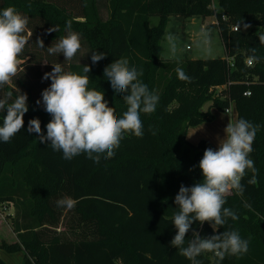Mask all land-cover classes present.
I'll return each mask as SVG.
<instances>
[{
	"label": "trees",
	"instance_id": "trees-1",
	"mask_svg": "<svg viewBox=\"0 0 264 264\" xmlns=\"http://www.w3.org/2000/svg\"><path fill=\"white\" fill-rule=\"evenodd\" d=\"M9 6L29 17L33 35L19 58L17 76L0 89V98L12 92L13 100L17 88L27 93L29 106L21 132L8 143L0 141V205L13 201L16 206V239L3 237L0 249L24 252V264H191L170 244L177 231L171 222L177 211L175 196L182 184L191 187L203 179L199 162L205 149L213 147L206 140L190 143L187 133L190 127L212 122L213 108L225 112L234 105L238 119L261 125L250 153L257 183H247L249 170L242 180L244 193L233 190L224 205L239 217L229 218L225 228L247 239L249 250L219 262L212 253L197 259L201 264H264V44L259 41L264 0H219L218 8L213 0H0V10ZM174 16H215L227 58L165 59L163 42ZM241 18L250 30L243 25L234 30ZM68 20L81 37V48L65 61L63 54L49 55L47 48L67 35ZM54 26L57 32L49 33ZM38 38L44 48L36 43ZM251 48L261 60L248 66ZM93 51L107 56L93 65ZM120 58L142 68L140 80L159 96L155 112L141 113L142 138L126 134L115 156L97 164L86 154L66 160L50 142L40 143L36 133L27 132L28 121L39 118L46 134L51 120L43 104H36L42 99L32 81V76L43 77L42 71L32 70L45 62L52 67L61 63L65 71L78 74L83 65L91 66L89 88L103 91L122 118L125 94H116L103 77L104 68ZM177 67L190 82L178 79ZM4 115L6 110L0 113V125ZM64 197L76 200L75 207H58L56 201ZM192 229L201 237L225 230L214 233L209 223L201 227L198 221ZM191 237L192 230L186 240ZM0 264L8 263L0 256Z\"/></svg>",
	"mask_w": 264,
	"mask_h": 264
},
{
	"label": "clouds",
	"instance_id": "clouds-1",
	"mask_svg": "<svg viewBox=\"0 0 264 264\" xmlns=\"http://www.w3.org/2000/svg\"><path fill=\"white\" fill-rule=\"evenodd\" d=\"M28 24L29 17L19 13L15 7L9 6L0 10V89L17 76L21 63L19 58L33 35L28 30ZM241 25L245 30L251 27L241 18L236 25V31H240ZM57 30L58 26H54L48 32ZM65 30L67 35L49 46L47 52L49 55L63 54L65 61H70L81 48V37L72 31L71 20L66 21ZM166 39L175 55L178 37L169 33ZM259 41L264 44V35L259 36ZM36 43L44 48L42 39L38 38ZM204 43H210L208 33H204ZM250 52L248 66L259 63L261 57L256 55V49L251 48ZM106 56L100 51L91 52L92 64H97ZM175 71L178 79L191 81V77L182 68L177 67ZM90 72L89 65H83L82 74H78L65 71L61 63L53 64L52 71L44 73L42 77L43 80L50 79L51 84L42 91V100L36 101L37 105L42 103L46 113L51 116L46 124V134L41 129L39 118L28 121L27 132L36 133L40 143L50 142L48 146L54 151H61L66 160L86 154L88 159L98 164L102 158L108 160L115 156L126 134L143 137L141 113L155 112L159 96L140 80L143 76L142 68L130 66L127 58L114 60L104 68L103 77L110 81L116 94H125L123 100L127 110L122 118H117L114 107H110L105 100L104 92L89 88ZM12 97L13 93L8 92L0 98V113L6 110L0 125V141L4 143L10 142L21 132L24 128V116L29 111L27 93L17 88L15 99ZM260 128L261 125L243 118L235 121L229 119L224 129V138L219 140L218 149L206 148L199 162L203 179L191 187L183 184L180 186L175 196L177 211L173 213L171 220L177 231L170 244L178 250L179 255L191 261V264H201L197 257L204 253L214 254L219 262L226 256L239 257L248 252L249 241L243 239L238 231L225 228L229 218L236 221L239 217L224 205L233 190L240 195L244 193L242 180L249 170L252 176L247 183H257V169L250 153ZM149 131L156 134L151 126ZM76 203L71 197L56 201L58 207L69 210ZM196 221L201 227L205 222L209 223L214 233L221 227L225 230L219 234L201 237L198 231L192 229ZM190 230L192 237L186 240V234Z\"/></svg>",
	"mask_w": 264,
	"mask_h": 264
},
{
	"label": "rangeland",
	"instance_id": "rangeland-1",
	"mask_svg": "<svg viewBox=\"0 0 264 264\" xmlns=\"http://www.w3.org/2000/svg\"><path fill=\"white\" fill-rule=\"evenodd\" d=\"M215 8H218L219 0H213ZM216 20L213 16L206 18L198 16L194 19H190L183 16H174L171 18L168 24L165 40L163 42L165 59H225L227 58L226 49L221 38L218 28L212 23ZM217 21V20H216ZM250 30V29H247ZM255 32L259 31V28H254ZM171 33L178 37L177 50L175 55L172 54L170 45L166 39L167 35ZM204 33H208L210 43H204ZM190 46V49H187ZM38 70L42 73L51 72L52 66H47L46 62L40 66H36L32 72L36 73ZM32 81L36 83L37 91L40 99H42V91L49 87L50 84L47 80L42 78H33ZM11 83V81H10ZM46 83V84H45ZM43 85V88H41ZM208 107L207 105L205 106ZM235 106L232 105L233 121L237 120L235 116ZM230 116V117H231ZM5 204L0 205V242L5 238L7 241L13 242L15 234L13 233V222L16 216L15 210H6ZM4 237V238H3ZM11 239V240H10ZM2 253V259L8 264H24L23 255L20 253H8L3 249H0ZM16 260L14 263L13 260Z\"/></svg>",
	"mask_w": 264,
	"mask_h": 264
},
{
	"label": "crops",
	"instance_id": "crops-1",
	"mask_svg": "<svg viewBox=\"0 0 264 264\" xmlns=\"http://www.w3.org/2000/svg\"><path fill=\"white\" fill-rule=\"evenodd\" d=\"M213 6H214V2H213ZM196 17H198V16L192 17L190 19H194ZM213 17H215V16H213ZM154 22L156 23L157 19H155ZM216 23H217V21L215 20L212 23V25H214ZM207 108L208 107H206V109ZM206 109L204 107L203 110H206ZM211 111L215 115V119L212 122H205V123H202L200 125L190 127L188 130V133H187V140L194 145L199 144L202 140H206L212 145L213 149L216 150V149H218V146H219V140L224 138V135H225L224 129L227 126L229 119L231 121H233V116H231L232 115V109H231L230 114L226 113V112H221V111L217 110L216 108H213ZM235 116H236V119L238 120L237 110H235ZM18 253L23 255L22 258L24 261L25 253L24 252H18ZM0 256L2 257L1 250H0ZM13 261H14V263H16L15 259Z\"/></svg>",
	"mask_w": 264,
	"mask_h": 264
},
{
	"label": "built area",
	"instance_id": "built-area-1",
	"mask_svg": "<svg viewBox=\"0 0 264 264\" xmlns=\"http://www.w3.org/2000/svg\"><path fill=\"white\" fill-rule=\"evenodd\" d=\"M234 30H236V27H234ZM190 48H191L190 46H187V49H190ZM247 94L250 95V93H247ZM231 109H232V107L226 109L225 112L230 114L231 113ZM4 208L6 210L11 209V210H15L16 211V206H15V203L13 201H10V202L5 203Z\"/></svg>",
	"mask_w": 264,
	"mask_h": 264
}]
</instances>
